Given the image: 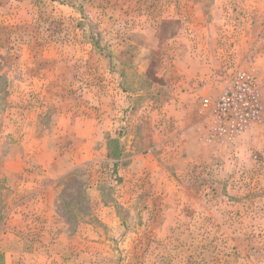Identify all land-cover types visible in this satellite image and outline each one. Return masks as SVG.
<instances>
[{
  "label": "rangeland",
  "instance_id": "374dc122",
  "mask_svg": "<svg viewBox=\"0 0 264 264\" xmlns=\"http://www.w3.org/2000/svg\"><path fill=\"white\" fill-rule=\"evenodd\" d=\"M240 70L260 118L213 136L203 100ZM0 249L264 264V0H0Z\"/></svg>",
  "mask_w": 264,
  "mask_h": 264
},
{
  "label": "built area",
  "instance_id": "2783aa9c",
  "mask_svg": "<svg viewBox=\"0 0 264 264\" xmlns=\"http://www.w3.org/2000/svg\"><path fill=\"white\" fill-rule=\"evenodd\" d=\"M209 128L213 136L230 138L244 132L260 118L262 105L259 80L255 72L237 71L215 98H205Z\"/></svg>",
  "mask_w": 264,
  "mask_h": 264
},
{
  "label": "crops",
  "instance_id": "0c3cea01",
  "mask_svg": "<svg viewBox=\"0 0 264 264\" xmlns=\"http://www.w3.org/2000/svg\"><path fill=\"white\" fill-rule=\"evenodd\" d=\"M186 93L188 95L187 96L188 97V103H190L191 102V99L189 97L190 95L188 94V92H186ZM171 103H172V107H174L177 104V100L173 98L171 100ZM179 105L180 104H178V106ZM181 106L183 107V105H181ZM183 110H185L184 107H183ZM180 113H181V111H180ZM178 120H179V122H178ZM169 121H170V124H172L170 126H174L173 124H179L180 123V128L184 132L187 130L188 125H189L188 119H186L184 116H180V115H178V117H176V116L173 115V113L171 114V117H170ZM63 162H64V160L61 163H63ZM69 164L70 163L68 162V160H66V163L64 164L65 167L63 169H49L47 167V169H45V171H46V173L48 174L49 177H51V178L54 177L56 179H59V178H61L63 176H66L70 172L78 171V169H80V167L82 166L81 162H76V165L74 167H70ZM0 254L4 258L5 264H9V262L11 264L12 255H14L13 250L6 251V250H3V249H0Z\"/></svg>",
  "mask_w": 264,
  "mask_h": 264
}]
</instances>
